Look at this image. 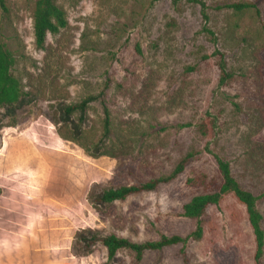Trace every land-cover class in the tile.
<instances>
[{
  "label": "rangeland",
  "instance_id": "374dc122",
  "mask_svg": "<svg viewBox=\"0 0 264 264\" xmlns=\"http://www.w3.org/2000/svg\"><path fill=\"white\" fill-rule=\"evenodd\" d=\"M36 1L0 0V42L28 94L18 126L5 118L0 135V264H103L100 244L86 256L72 252L80 229L134 242L188 236L197 222L181 215L183 205L204 190L187 180L217 178L214 154L232 162L245 189L264 190V0H203L207 21L187 0H57L68 27L48 34L44 49L34 37ZM239 2L260 13L223 7ZM221 53L233 74L224 85ZM107 82L83 119L66 112ZM192 151L172 182L92 205L106 188L170 174ZM258 207L264 217V198ZM202 224L203 237L185 248L147 251L141 261L122 250L112 264H256L253 230L232 197L210 206Z\"/></svg>",
  "mask_w": 264,
  "mask_h": 264
},
{
  "label": "trees",
  "instance_id": "16d2710c",
  "mask_svg": "<svg viewBox=\"0 0 264 264\" xmlns=\"http://www.w3.org/2000/svg\"><path fill=\"white\" fill-rule=\"evenodd\" d=\"M187 1L199 4L201 6L203 18L205 21L209 19L205 11L206 3L203 0ZM1 6L6 9L3 1L1 2ZM223 7L238 12L257 8L252 2L225 4ZM257 13H260L259 10H257ZM68 23L66 11L57 3V0H37L33 12V28L36 46L40 49H44L48 34L56 35L60 33L62 29L68 27ZM203 31L214 34L207 26L203 27ZM223 55L224 54L221 53V58L218 62L220 85L227 84L228 81L233 79V74L228 70L227 62ZM15 64L16 57L14 53L5 43L0 42V135L3 127H5L3 123L5 118L10 117L13 119L12 124L9 126H18L17 111L28 97L27 92L24 90L22 80L14 73ZM109 85L110 84L107 82L104 90L98 96H89L76 105L67 106L66 112L71 114L75 111H80L81 119H83L90 102L102 98ZM104 113V137L106 138L110 136L112 131L110 115L106 104H104ZM57 131L65 140H72L78 143L77 138L66 136L61 130ZM80 146L84 148L89 155L97 157V155L90 153L88 148L83 144H80ZM209 151L212 150L209 149ZM195 156L196 152H189L178 162L174 170L168 175L153 178L145 182L106 188L101 193L92 196L91 203L97 208L98 205L124 201L132 195L154 191L161 185L168 184L177 179ZM214 156L217 163V178L209 179L207 174H201L187 180L189 185L202 187L204 190L203 193L195 195L190 201L183 205L181 215L197 222L195 230L188 236L162 235L158 240L134 242L126 237H120L115 234H104L99 230L80 229L74 235V244H72L73 247L71 248L72 252H74L75 248L77 250L76 254L86 256L93 252L96 245L100 244L107 252V259L103 264H112L115 262L118 253L122 250L133 252L136 260L141 261L147 251H162L167 247L180 244L185 248L191 240H198L203 237L204 227L202 224V217L205 215L207 209L210 206H219L225 199L232 197L238 204L245 208L247 219L255 237V263L260 264L264 255V217L259 210L258 201L264 198V190L256 195L245 189L232 172V162L218 154H214ZM1 194L2 191L0 190V195ZM183 253L186 255L185 249ZM185 263H188V259L186 258Z\"/></svg>",
  "mask_w": 264,
  "mask_h": 264
}]
</instances>
